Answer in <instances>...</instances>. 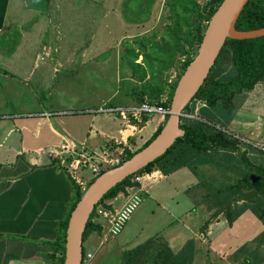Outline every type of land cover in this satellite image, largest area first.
Segmentation results:
<instances>
[{
	"label": "rangeland",
	"instance_id": "374dc122",
	"mask_svg": "<svg viewBox=\"0 0 264 264\" xmlns=\"http://www.w3.org/2000/svg\"><path fill=\"white\" fill-rule=\"evenodd\" d=\"M24 1L35 10L34 15L38 16L35 26L38 28L25 30L26 46L20 47L24 50L17 56L12 55L8 61V78L0 75V112L13 114L15 118L9 120V124L27 121L31 123L29 126L33 133L38 131L39 134L40 129L49 126L44 122L37 129L39 118H36L47 117L59 130L65 128L69 134L65 137L77 143L84 142L88 148L99 153L101 147L107 146L106 135L120 138L119 130L124 127L121 118L109 110L141 105L133 98L134 90H140L144 85L140 77L141 69L123 65L122 56L126 55L132 42L137 49L134 43L136 37L155 36L157 41L162 39L163 29L168 23L170 0H156L144 21L141 20L146 18L147 13L140 9L150 0ZM196 1L203 6L209 0ZM12 2L10 21L18 18L22 10L20 1ZM127 18L138 23L130 22ZM29 19L31 23L32 19ZM15 29L5 33L3 49H8L10 42H16L20 28ZM21 41L20 37L18 43ZM86 49L88 52L84 55ZM184 59H176L169 69L164 70V80L168 85L183 74L179 63ZM141 61L142 55L137 62ZM6 81H9V86ZM168 97L167 86L161 102H166ZM144 102L156 105L149 99ZM201 104L195 102V113ZM41 111L49 115L44 116ZM146 115L143 114V123ZM233 121L228 129L255 148L251 150L241 145L242 151L246 150L250 158L263 162L264 155L257 151L264 153L263 83L255 86ZM95 130L99 135L95 136L93 142L87 141ZM147 133L148 128L136 139L131 138L132 150H128H138ZM28 137L31 148L45 146L41 137L33 139L31 134ZM28 155L40 157L30 151L26 159ZM158 171L162 173L157 169L141 173L149 176L142 178L137 187H127L126 192L106 200V204L113 208L120 207L131 193H138L141 197L140 204L117 235H107L102 229L101 233L92 232L87 236L83 241V251L92 253V257L86 264H122V255L127 249L141 245L152 237L158 238L154 245L166 242L174 252L188 239L194 238L200 250L194 264H205L207 260L210 264H235L231 260L235 250L264 229L263 223L249 210L232 226L223 216H219L204 227L206 217L203 220L196 218L191 210L192 202L184 193L190 184L196 182L194 175L188 169L181 168L158 181L161 178V174L157 176ZM80 176L89 179L90 174L81 172Z\"/></svg>",
	"mask_w": 264,
	"mask_h": 264
},
{
	"label": "trees",
	"instance_id": "16d2710c",
	"mask_svg": "<svg viewBox=\"0 0 264 264\" xmlns=\"http://www.w3.org/2000/svg\"><path fill=\"white\" fill-rule=\"evenodd\" d=\"M155 1L150 0L141 7L140 11L147 13L141 21L149 17ZM222 1L209 0L201 6L196 0H170L168 23L163 29L162 39L157 41L155 36H141L134 39L137 49L133 42L128 45L126 55L122 56V64L141 69L140 77L144 84L140 90H134L135 101L142 104L149 99L158 106L170 107L181 75L168 85L164 80V70L169 69L176 59L185 57L179 63L181 74L185 71L197 54L207 23ZM235 27L239 30L264 27V0H249ZM140 55L142 61L138 63ZM258 83L264 84V36L244 40L229 38L204 84L184 110L186 115L181 117L184 136L179 137L162 156L137 172L141 174L157 169L168 175L181 168L188 169L196 182L190 184L184 193L192 202L191 210L196 218L203 220L206 217L204 227L219 216H223L232 226L247 210L255 214L264 226V161L252 159L246 150L242 151L241 145L251 150L255 148L228 129L241 104ZM167 86L168 100L161 102ZM196 101L202 104L195 113ZM164 123L165 120L138 150L131 152L126 149L122 162L154 139ZM257 151L264 155L262 151ZM132 178L133 175L115 185L98 206L110 208L106 200L135 185ZM70 182L72 197L64 218L58 223L57 237L45 243L49 248L46 254L48 264H64L68 220L84 193L74 180L70 179ZM94 214L95 211L87 223L83 241L92 232L102 231L101 223L92 221ZM157 239L152 237L141 245L127 249L122 255V264H194L200 254L194 238L188 239L176 252L166 242L154 245ZM85 254L83 251L84 257ZM231 260L235 264H263L264 229L254 239L243 242L232 254ZM210 263L207 260L205 264Z\"/></svg>",
	"mask_w": 264,
	"mask_h": 264
},
{
	"label": "crops",
	"instance_id": "0c3cea01",
	"mask_svg": "<svg viewBox=\"0 0 264 264\" xmlns=\"http://www.w3.org/2000/svg\"><path fill=\"white\" fill-rule=\"evenodd\" d=\"M18 1L22 10L18 18L10 21V6H13L14 2L0 0V75L4 78H8L7 63L11 56H17L24 50L20 47L26 46L25 30L38 28L35 26L38 23V16L34 15L35 10L29 4L26 5L24 0ZM29 18L32 19L31 23ZM24 25L26 27L23 29ZM16 27L20 28L16 42H10L8 49H3L5 33L15 31ZM20 37L22 41L18 43ZM77 51L80 52L79 49ZM87 52V49L84 50V55ZM6 83L9 86V81ZM41 113L47 116L48 112ZM146 116L140 128L123 132L126 135L123 137L126 143L130 144L131 138L136 139L137 135L148 128V133L141 140L142 145H139L143 146L165 119L160 113ZM14 118L13 114L0 112V264H48L45 256L49 248L45 243L57 237L58 223L64 218L72 197V185L70 176L45 154V150L51 145L59 144L56 141H62L65 135L69 134L63 127L59 130L47 117L36 118H39L36 122L37 129L45 123L49 126L40 129L41 134L38 131L33 133L29 126L31 123L27 121L9 124V120ZM97 129L104 131L103 128ZM98 133L97 130L93 131L87 141L94 140ZM119 133L121 134L120 130ZM30 134L33 139L41 137L45 146L31 148V140L28 137ZM106 137L107 147L114 145L115 140H121V135L120 138H109L108 135ZM30 151L40 157L28 155L26 159L25 156ZM20 155L23 157L20 158ZM160 174L158 181L167 176L160 172L157 176Z\"/></svg>",
	"mask_w": 264,
	"mask_h": 264
},
{
	"label": "water",
	"instance_id": "95a60500",
	"mask_svg": "<svg viewBox=\"0 0 264 264\" xmlns=\"http://www.w3.org/2000/svg\"><path fill=\"white\" fill-rule=\"evenodd\" d=\"M249 0H223L207 23L197 54L187 65L175 87L170 110L159 134L121 164L96 177L71 211L65 233L64 264H83V238L87 223L104 195L124 179L162 156L185 131L181 127L184 110L204 84L216 59L230 39L264 36V27L239 30L236 21Z\"/></svg>",
	"mask_w": 264,
	"mask_h": 264
},
{
	"label": "built area",
	"instance_id": "2783aa9c",
	"mask_svg": "<svg viewBox=\"0 0 264 264\" xmlns=\"http://www.w3.org/2000/svg\"><path fill=\"white\" fill-rule=\"evenodd\" d=\"M169 110L170 107H161L147 102L139 106L109 110L116 113L123 121L124 127L120 130V141L115 140L114 145L105 146L99 153H95L84 142L77 143L70 137H64L59 144L49 146L45 150V154L65 171L81 190L85 191L87 185L101 173L122 162L126 149L132 150L130 144L123 140V137H126L123 132L129 129L137 130L140 124L143 123V114L160 113L165 117L166 115L168 116ZM46 115L48 116L49 113H46ZM134 121L137 123L134 124ZM81 172H88L90 174L89 179L81 177ZM146 176H149V174H146ZM146 176L135 173L132 182L136 184L130 187H137L142 182V178ZM140 201V194L131 193L120 207L97 206L92 212L94 213L95 211L92 221L101 223L102 229L105 230L107 235L115 236L122 230L131 214L140 204ZM91 257L92 253L85 254V257L83 256V263L86 264Z\"/></svg>",
	"mask_w": 264,
	"mask_h": 264
}]
</instances>
